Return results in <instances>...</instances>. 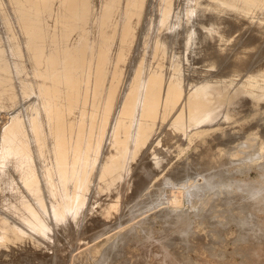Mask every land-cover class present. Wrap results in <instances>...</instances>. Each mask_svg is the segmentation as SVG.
Here are the masks:
<instances>
[{"label":"bare ground","instance_id":"1","mask_svg":"<svg viewBox=\"0 0 264 264\" xmlns=\"http://www.w3.org/2000/svg\"><path fill=\"white\" fill-rule=\"evenodd\" d=\"M52 1L0 0V114L11 116L0 126V254L28 247L41 258L53 246L85 264L126 252L130 264H218L220 237L239 234L232 253L264 264V0ZM53 7L67 31L47 21ZM104 73L120 87L105 91ZM239 81L248 102L227 106V85ZM103 115V165L81 204L83 145ZM178 132L204 147L169 170L184 183L152 212L144 179L161 172L153 152L166 153ZM253 167L259 176L241 179Z\"/></svg>","mask_w":264,"mask_h":264},{"label":"rangeland","instance_id":"2","mask_svg":"<svg viewBox=\"0 0 264 264\" xmlns=\"http://www.w3.org/2000/svg\"><path fill=\"white\" fill-rule=\"evenodd\" d=\"M32 1V0H31ZM34 1H38V2H42V1H50V3H52L53 1L52 0H34ZM54 8V10L53 9H51V12H50V14L49 15H47L46 17H47V21L50 23V25H54V27H58V28H60V29H62V31L63 30H65V31H67V29H69V27H68V24H66V22L63 20V19H61L60 18V16H59V13H56V9H55V7H53ZM53 12V13H52ZM57 12H58V10H57ZM53 14H54V18H51L52 16H53ZM58 16V17H57ZM53 20V21H52ZM58 20V21H57ZM62 20V21H61ZM52 21V22H51ZM63 24V25H62ZM65 24V25H64ZM76 30H77V32H76ZM78 32H79V34H78ZM73 33L74 34H77V35H79V36H85L86 38H89L90 37V34L88 33V31H78V29H73ZM123 60V59H122ZM97 66L98 65H96V67L95 66H91L90 67V69H89V71L90 72H97V70L98 69H96L97 68ZM164 67L166 66V65H163ZM84 69L86 70V71H88V69H86V68H83V69H80V73L82 74L83 72H84ZM94 69V70H93ZM93 70V71H92ZM85 73V72H84ZM83 73V74H84ZM101 75V74H100ZM99 76V75H98ZM96 74H95V76L93 77L94 78V81L97 79L96 77H98ZM103 76V77H102ZM101 79H103L104 80V83H105V87H104V90L106 89V86H109L110 88H111V90H113V89H115V88H117L118 89V87H120V85H117L118 83L119 84H121V82L119 81L120 79H119V77L117 78V77H108V75H107V73L105 74H102L101 76H99ZM110 79L109 80V82H108V80H106V79ZM112 80H114L113 81V84H112ZM116 81V82H115ZM108 82V83H107ZM118 82V83H117ZM115 83V84H114ZM107 84V85H106ZM137 84L138 83H136V84H134L133 86L134 87H137ZM237 84H238V86H237ZM113 85V86H112ZM117 86V87H116ZM235 86V87H234ZM236 86L237 87H239L240 86V81L238 82V83H235V85H233L232 87H230V85H229V87H228V85H227V90H226V94L228 93L227 91H229V98H230V100L228 99V96L227 97H225L226 99V102L228 103V105L227 106H231V105H234L235 104V100H236V104L238 103V101H240L241 102V100H242V102L241 103H243V102H248V101H246V99L245 98H247L248 99V95L247 94H245V93H242V95L244 96V98H243V96H241V93L239 94L240 96H238V93L236 92V89H239V90H241V91H243V89H244V87H239V88H236ZM110 88H108V89H110ZM232 88V90L234 89L235 90V92H234V90H233V92H231V89ZM104 90H100V96L102 97V98H104V97H107L108 96V92H109V90H107V93L105 92L104 93ZM246 90V89H245ZM106 91V90H105ZM231 92V93H230ZM104 93V94H103ZM103 94V95H102ZM227 94V95H228ZM105 95V96H104ZM135 95H136V93H133V96L135 97ZM234 95V96H233ZM128 96H129V90H127V92H126V94H125V96H124V98H123V102H125L127 99H128ZM236 96V99H234L233 97H235ZM94 97H97V96H94ZM111 97V96H110ZM237 97H239L240 99H237ZM101 98V99H102ZM233 98V99H232ZM243 99H244V101H243ZM229 100V101H228ZM231 100H232V103H231ZM234 100V101H233ZM250 100V99H249ZM105 102H106V100H105ZM105 102H104V104H105ZM224 103V105H226L227 103ZM234 102V103H233ZM239 102V103H240ZM100 103L101 104H103L102 103V101H100ZM117 103V102H116ZM100 104V105H101ZM230 104V105H229ZM244 105V103L243 104H241V106H243ZM226 107V106H225ZM227 109V108H226ZM257 112V110H253V112L252 113H256ZM4 113V112H3ZM3 113H1L0 114V117H3L4 119L3 120H5V121H3L2 122V118L0 119L1 121V123H2V125H1V123H0V126H1V128L3 129V128H5V126H8L9 125V123H10V121H11V116L9 115V114H7V113H4V115H3ZM7 114V115H6ZM250 115V114H249ZM248 115V116H249ZM10 116V117H9ZM7 118H9V119H7ZM101 118V116H99V117H97V118H95V117H92V120H93V122H92V125H91V127L90 128H88L87 129V131L90 133V134H88V132H87V134H88V137H89V139H90V141H89V139L86 141V143H88V144H84L83 146V148H84V152H82V162H83V169H82V174H83V178H82V181H81V185H80V189L78 190V201L81 203V204H83V203H85V201H87L86 200V196L88 197L87 199H89V196L88 195H90V191H91V187H92V181H93V178H94V172H96L97 170H96V168L98 167H101L102 165H103V161H101L102 160V158H103V155H104V152H105V148H106V144H107V136H106V134H109V129H107L105 126H107V118H104V115L102 116V118ZM90 119H91V117H89L86 121H85V124H86V126H87V124L89 125V123H90ZM89 120V121H88ZM88 121V122H87ZM98 123H97V122ZM8 123V124H7ZM100 123H101V125H100ZM3 126V127H2ZM100 126V127H99ZM97 127V128H96ZM0 128V129H1ZM199 129V128H198ZM198 129H195V130H193V132L192 133H194L195 131H198ZM107 130V131H106ZM106 131V132H105ZM95 133V134H94ZM179 133V132H178ZM185 133V136L183 135V133L181 132V134H182V136H178V135H180V133L179 134H176L177 135V137L174 139V140H172V142H170V147L168 148V150L166 151V153H165V151H164V154H165V156H164V154H163V151H157V148H156V150L155 151H157V153H159V154H157V153H155V151L153 152V157H154V159L153 160H157V161H159V160H162L163 159V166H162V169L160 168V170H161V172L159 173L158 171H155L157 174H155V175H152L153 173L152 172H154L153 170L151 171V170H148V180L147 179H144V185L146 186L147 184V188H149V189H147L148 191H149V193H152V192H154L155 194H156V197H155V203L153 202V205L155 206L154 207V209H153V211L152 212H155L154 210H157L158 209V207H164V206H168V204H169V198L171 197V194H172V191H173V187L174 186H177V185H181V184H183L184 182L183 181H178V180H176L175 182H173L172 183V181H173V177H174V174H172L171 172H170V175H171V177L168 175L169 174V170L171 171L172 170V172L173 171H175L176 169H178V171H179V168H178V166L180 165V163L182 162V161H186V160H192V158L194 157V155L195 154H197L199 151H198V148L199 149H201L202 147H204L203 146V144H202V142L201 141H199V140H195V139H193V138H191L190 137V133L189 132H184ZM191 133V134H192ZM99 134V135H98ZM103 135H104V137H103ZM183 136L184 137H186L185 139L183 138ZM127 137V136H126ZM178 137L181 139V140H179L178 139ZM182 137V138H181ZM94 138V139H93ZM104 138V139H103ZM185 141H184V140ZM98 140V141H97ZM182 140L184 141V143L182 142ZM94 141V142H93ZM104 142H106V144L104 143ZM102 143L104 144L103 146L104 147H102ZM188 143H190V146H189V144ZM200 143H201V145H200ZM93 145V146H92ZM186 145L187 146H189V147H187L186 149H185V147H186ZM98 146V147H97ZM92 147V148H91ZM96 148V149H95ZM104 148V149H103ZM159 149V148H158ZM102 150V151H101ZM104 150V151H103ZM198 151V152H197ZM208 151V149H206L204 152L206 153ZM101 152H103V155L101 154ZM149 152V151H148ZM148 152H147V154H148ZM150 152H151V150H150ZM149 152V153H150ZM162 152V154H160ZM192 153V155H191V153ZM197 152V153H196ZM91 153V154H90ZM167 153H168V155H167ZM195 153V154H194ZM102 157V158H99L100 156ZM158 155V156H154V155ZM194 154V155H193ZM190 157H189V156ZM150 156H151V158H152V154H150ZM160 156H163V158L161 159V157ZM186 156H187V158H186ZM157 157H159V158H157ZM164 157L166 158V160L164 159ZM189 157V158H188ZM192 157V158H191ZM100 161H99V160ZM182 160V161H181ZM97 162H99V163H97ZM101 162H102V164H101ZM179 162V163H178ZM164 163H166V164H164ZM89 164V165H88ZM95 165H96V167H95ZM99 165H101V166H99ZM175 165V166H174ZM174 166V167H173ZM176 166H177V168H176ZM89 167V168H88ZM181 168V167H180ZM148 169V168H147ZM147 169L144 171V177H145V174H147ZM159 170V171H160ZM177 171V170H176ZM146 172V173H145ZM150 172V173H149ZM154 172V173H155ZM245 172V173H244ZM243 173H241V179H256L258 176H259V171L255 168V167H253V168H250L249 170H246V171H244ZM92 174V175H91ZM175 175H176V173H175ZM93 178H92V177ZM146 177V178H147ZM238 177H240V175H238ZM89 178L91 179V180H89ZM146 181L148 182V183H146ZM84 182V183H83ZM92 182V183H91ZM178 182V184H176ZM88 183H89V186H91V187H89V186H87L88 185ZM83 184V185H82ZM92 184V185H91ZM86 187H87V190H86ZM88 187H89V189H88ZM88 190H90L89 191V193H88ZM85 191H86V193H85ZM147 191V192H148ZM86 194H88V195H86ZM200 194V195H199ZM189 195V196H188ZM204 195H205V192L204 191H199V192H197L196 193V195L195 194H192V193H188L187 194V198L185 197V200H184V203H183V209L184 210H186V211H190V209L192 208V210L194 209L192 206H193V204H198V203H200L201 201H202V199H203V197H204ZM84 196V197H83ZM83 197V198H82ZM194 197H196V199L194 198ZM188 198H189V200H188ZM195 199V200H194ZM190 201V202H189ZM168 202V203H167ZM160 203V204H159ZM158 204V205H157ZM157 206V207H156ZM188 207H191V208H188ZM220 219H224L223 217H219ZM226 220H227V222H228V219H225V220H223V225H224V223L226 222ZM225 221V222H224ZM160 222V221H159ZM157 223V224H160V223ZM229 223V227H230V229H231V231H235L236 230V223L235 222H228ZM228 223H225L226 225L228 224ZM161 225H162V223H161ZM219 228H221V227H219ZM238 228V227H237ZM222 229V228H221ZM240 232H241V230H240ZM44 237H47L48 238V236H44ZM50 238V237H49ZM222 237H220V241L221 242H223V245H224V247H225V249H226V253H224V257H226V260H219L218 261V264H249V262H247L246 263V261L244 260V258L242 257V255L240 254V253H232L234 250H235V248L236 247H234V244H235V246H237L238 247V244H237V242L238 243H240L241 242V239H238V238H240V236H239V234H238V236L237 237H235V239H233V238H230V236H226V237H223V241H222V239H221ZM227 238H229V240L227 239ZM227 239V240H226ZM231 239V240H230ZM228 241V242H227ZM235 241V242H234ZM237 244V245H236ZM253 244V243H252ZM60 245H62V244H60ZM66 244H63L62 246H65ZM239 245H241V244H239ZM53 246H50L49 248L52 250L51 251V253L49 254V255H47V256H42L41 258H40V256H37L36 254L37 253H35L34 254V250L32 249V248H30V249H32L31 250V252H28V251H30V250H28L29 248L27 247H25V248H20V251H23L24 252V250L23 249H25V254L23 253V252H20L19 251V248L17 249V247L15 248V249H8L7 250V253H2V254H0V264H71V262H72V264H85L84 262H85V260H84V262H83V259L82 258H78V257H71V255H69L70 253H68L67 251H66V253H65V255H63V254H60V255H58L56 252H57V248H52ZM219 248V247H218ZM27 249V250H26ZM57 249V250H56ZM15 250V251H14ZM17 250V251H16ZM56 250V251H55ZM54 251H55V254H56V256L55 255H53V253H54ZM231 251V252H230ZM12 254H11V253ZM17 252V253H16ZM21 253H23V254H21ZM29 253H33L34 255H32V254H29ZM129 253V254H128ZM18 254H20V255H18ZM127 254V255H126ZM30 255V256H29ZM51 255H53V256H51ZM130 255H132V253L131 252H126L125 253V257H122V256H124V255H122V256H119V254L118 255H116L115 257H112V258H114V260H112V258L110 259V260H108V262H107V264H121V262H122V264H130V263H132L133 262V258H131L132 256H130ZM192 255H194L195 256V254H192ZM26 256V257H25ZM28 256V257H27ZM67 256V257H66ZM128 256H130V257H128ZM241 256V257H240ZM14 257L17 259H15V261L13 260L14 259ZM46 257V258H45ZM48 257V258H47ZM127 257V258H126ZM27 258V259H26ZM37 258H39V259H37ZM72 260H70V259ZM123 258V259H122ZM125 258V259H124ZM29 259V260H28ZM79 259V260H78ZM132 259V260H131ZM37 260V261H36ZM124 260H125V262H124ZM128 260V261H127ZM244 260V261H243ZM45 261V262H44ZM132 261V262H131ZM23 262V263H22ZM76 262V263H75ZM81 262H83V263H81ZM217 264V263H216Z\"/></svg>","mask_w":264,"mask_h":264}]
</instances>
